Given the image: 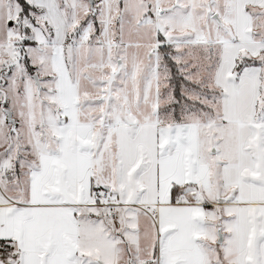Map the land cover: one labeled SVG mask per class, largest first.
I'll list each match as a JSON object with an SVG mask.
<instances>
[{
	"label": "snow or ice",
	"instance_id": "obj_1",
	"mask_svg": "<svg viewBox=\"0 0 264 264\" xmlns=\"http://www.w3.org/2000/svg\"><path fill=\"white\" fill-rule=\"evenodd\" d=\"M0 264H264V0H0Z\"/></svg>",
	"mask_w": 264,
	"mask_h": 264
}]
</instances>
